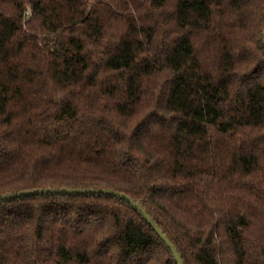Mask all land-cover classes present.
<instances>
[{
    "label": "trees",
    "instance_id": "obj_1",
    "mask_svg": "<svg viewBox=\"0 0 264 264\" xmlns=\"http://www.w3.org/2000/svg\"><path fill=\"white\" fill-rule=\"evenodd\" d=\"M264 0H0V196L113 190L184 264H264ZM0 264H176L128 203H0Z\"/></svg>",
    "mask_w": 264,
    "mask_h": 264
},
{
    "label": "water",
    "instance_id": "obj_2",
    "mask_svg": "<svg viewBox=\"0 0 264 264\" xmlns=\"http://www.w3.org/2000/svg\"><path fill=\"white\" fill-rule=\"evenodd\" d=\"M263 44H264V31H263ZM69 195V196H75V195H105L109 197H114L119 200L125 201L128 203L135 211H137L145 220V222L150 226V228L153 230V232L157 235V237L162 241V243L167 247V249L171 252L175 263L176 264H184L180 255L174 248V246L170 243V241L167 239V237L163 234V232L160 230L158 225L152 220V218L147 214V212L136 202H134L131 198L126 196L123 193L113 191V190H78V189H60V190H54V189H39V190H29V191H20L16 193H9L0 196V203L11 201L19 198L24 197H31V196H41V195Z\"/></svg>",
    "mask_w": 264,
    "mask_h": 264
}]
</instances>
